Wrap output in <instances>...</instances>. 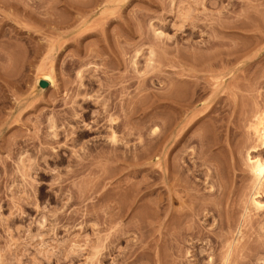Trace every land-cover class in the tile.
<instances>
[{
    "label": "rangeland",
    "instance_id": "rangeland-1",
    "mask_svg": "<svg viewBox=\"0 0 264 264\" xmlns=\"http://www.w3.org/2000/svg\"><path fill=\"white\" fill-rule=\"evenodd\" d=\"M60 1L0 0V264H222L208 237L195 257L188 240L170 245V96L195 87L199 109L214 95L246 169L264 109V0ZM47 71L51 85L37 81Z\"/></svg>",
    "mask_w": 264,
    "mask_h": 264
},
{
    "label": "bare ground",
    "instance_id": "bare-ground-1",
    "mask_svg": "<svg viewBox=\"0 0 264 264\" xmlns=\"http://www.w3.org/2000/svg\"><path fill=\"white\" fill-rule=\"evenodd\" d=\"M61 1H63L62 3L63 5L65 4L64 7L66 5H68V7H71V6H74V4H76L75 6H78L77 2L75 3V1L74 3H71L70 1H67V0H61ZM80 1L82 2L83 0H79L78 2L79 4H80ZM69 2L72 4L71 6H69ZM80 6L84 7V4L82 5L80 4ZM80 6L78 7L82 9V7ZM78 7H76V9ZM46 8L49 9V7H46ZM84 8H83V12H84ZM80 10H78L77 12L81 13L82 10L81 11ZM83 12L81 14L84 17L85 12L84 13ZM104 16L105 18L107 17V15L102 14L101 16L102 21L101 19L100 21L101 22L104 21L103 23H105L106 22L105 20H107V22H109L108 20L110 18H106L104 20L103 19ZM82 21L86 22V20L84 19ZM103 23H101L102 25L100 24L102 26L100 28L95 25L96 28L100 29L102 35H104ZM125 26H128L129 28V23L125 22ZM106 29H104L105 32H106ZM124 29L128 30L127 28H124ZM90 30L91 29H89V31ZM91 33L92 31L87 33L85 36L90 35ZM160 33L161 32H159V34ZM95 35H97V33ZM104 36L107 38L106 35ZM78 39L76 41L80 42V39L79 41ZM107 41L105 42L108 43L110 40L108 42ZM107 48L109 49L112 47L111 45H109L107 46ZM111 50H114V49L112 48ZM114 53L113 54L110 53V54L115 56ZM134 55L136 56L137 54H134ZM114 58L118 59V60H115L116 62L119 61L118 56H115ZM134 59L136 58L133 57V60ZM134 61H133V64L136 65ZM149 61H151V59ZM52 78L53 77L50 76L49 72L48 73L41 72L40 77H38L37 81L45 80L48 82V84L51 85L53 83ZM90 79L91 78H88L89 80L88 82H90ZM176 86L178 87V85ZM187 88L186 90L182 88L179 89V87L176 88V91L180 90V92L178 94H177L178 91L176 92L177 96L171 95L173 97L176 96V98L172 97L175 100H173L170 96V242H171L170 245L174 243L175 246L178 247V250H179L182 247L181 243H185V240H188L191 242L190 245L193 246L192 248H195L194 250L195 253L192 254V256L195 257L196 255L198 256L199 254L201 255V253L203 252L205 253L207 248L205 247L206 244L205 246L204 244L202 245V241L206 239L205 237H208L207 240H209L210 242L209 243L210 248L215 249L217 247H220L221 249L219 250L218 253H221L220 251H222L224 248V251L221 257L222 264H229L230 260L239 261L240 264H248L250 263L249 261L251 257L257 255V253H261V251H264V241H262L263 239L259 238L261 236H264V109L262 112H258L257 114H255V116H253L254 117V120L252 121L253 123L249 125V127L253 129L252 131H253V134L255 135V143L252 145L250 144L251 145L250 147L247 146L248 150L245 154L246 155L245 156L246 157V169H244V167L241 166L242 164L240 161V157L242 156L241 154L243 152V147H245L246 145V141H244L245 143L244 145V143L239 142L240 140L236 138L237 131H235L234 127H232L233 124H231L232 120L230 121L231 117L229 119V113L226 115L227 112L225 111L226 113L224 114V112L222 111L223 112L222 114L220 110L221 105L220 107L217 105L218 101L215 100L216 97L214 95L211 96L206 103H203V105H200L201 107H199V109H197V107L195 106L196 105L195 103L198 102L200 95L195 94L196 93L194 90L196 89L195 87L194 89L191 88V90ZM172 89L173 88H171V85H170V90ZM173 90H174L173 92L175 93V88ZM232 108L234 107L232 106ZM173 110H177L178 112L179 111L183 112L187 115L186 116L183 115L182 116L183 118L182 119L180 118L179 122L176 123L177 122V120H175L176 114L173 115V113H171V111ZM225 110L227 109L225 108ZM180 112H179V115L181 114ZM201 120L204 122L201 123L203 125L200 128L199 126H201V124L200 125H197V124ZM117 121L115 120V122ZM180 121H182V124L179 129L178 128L179 126L177 124L181 123ZM174 122L178 126L177 129L179 130L175 129L176 127L175 125H173ZM115 124L117 125L119 123H115ZM196 125L199 127L200 131L195 130L197 129ZM194 127L196 128L194 129ZM116 128H119V127H116ZM55 129L56 128H54V131H56ZM111 139L112 141H115L114 135L111 136ZM113 144H117V143L115 142ZM118 144L120 145V143ZM248 144L249 143H247V145ZM190 145L193 147H191ZM189 146L191 147V150H188V151L186 150L187 152L184 153L186 148L189 149ZM179 158H181L182 162H180L181 160L179 161ZM174 202L180 203L179 209L174 208L173 206ZM122 214L123 213H121V216ZM208 222H210L209 224H211L212 226L211 229L206 228V225ZM244 222H246V225L248 223L254 224L257 228V229L256 228L254 229L256 230L254 231L256 233V237L255 236H254L255 238L252 237L254 238V239H251L252 241L248 242V241H243L244 239L242 240V238H244L243 233L245 234L246 232H248L245 229V224L243 225ZM252 227L253 226L250 225L249 228L251 229ZM121 232H124V231H121ZM112 236H114L115 238L114 233L112 234ZM257 238L261 240L259 241V239L257 240ZM180 244L181 246H179ZM109 250H108V253H109ZM129 250L131 251L133 249H129ZM173 250H172L173 252L172 254H174L173 256L175 257L176 253L174 252L175 251L177 252V250L175 249ZM217 250L218 249H216V252ZM130 251H129V254H131ZM189 253H190V250H189ZM177 254H179V252ZM260 257H261V254H260ZM244 258H247V259L244 260ZM259 259L261 261L260 264H264V258H258V260ZM210 260L211 261L214 260L213 257ZM210 260L208 258V262ZM133 261H132V264H133ZM171 261L172 260H170V262ZM119 263L121 264V262ZM174 263H176V261ZM211 263L215 264L217 262L214 263V261H212ZM122 264H123V261H122Z\"/></svg>",
    "mask_w": 264,
    "mask_h": 264
},
{
    "label": "water",
    "instance_id": "water-1",
    "mask_svg": "<svg viewBox=\"0 0 264 264\" xmlns=\"http://www.w3.org/2000/svg\"><path fill=\"white\" fill-rule=\"evenodd\" d=\"M44 84V83H43Z\"/></svg>",
    "mask_w": 264,
    "mask_h": 264
}]
</instances>
